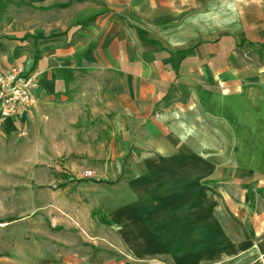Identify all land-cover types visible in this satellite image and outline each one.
Listing matches in <instances>:
<instances>
[{
  "label": "crops",
  "instance_id": "obj_1",
  "mask_svg": "<svg viewBox=\"0 0 264 264\" xmlns=\"http://www.w3.org/2000/svg\"><path fill=\"white\" fill-rule=\"evenodd\" d=\"M6 1L42 14L0 30V73L39 86L0 134L57 148L64 108L105 121L90 203L42 206L66 234L35 264H264V0Z\"/></svg>",
  "mask_w": 264,
  "mask_h": 264
},
{
  "label": "rangeland",
  "instance_id": "obj_2",
  "mask_svg": "<svg viewBox=\"0 0 264 264\" xmlns=\"http://www.w3.org/2000/svg\"><path fill=\"white\" fill-rule=\"evenodd\" d=\"M0 4L3 16L0 30L22 31L41 21L37 17L41 16V11L32 7L5 0ZM12 37L32 36L15 34ZM57 115L62 120L59 127L63 139L57 148L52 147L49 132L45 145H36L29 135L23 139L19 132L14 138L0 134V264H35L34 254L38 248L58 233L66 234V229L50 225L51 214L57 212L42 209V206L51 208L52 203L70 197L80 198L84 206L90 203L86 189L79 185L81 181L75 176L93 170V177H84V180L97 178L95 156L99 139L106 136L105 121L87 116V122L81 124V128L67 130L71 122L69 116L72 120L76 118L74 110L64 108ZM61 185L69 186L70 191L60 190ZM60 214L67 217L65 213Z\"/></svg>",
  "mask_w": 264,
  "mask_h": 264
},
{
  "label": "built area",
  "instance_id": "obj_3",
  "mask_svg": "<svg viewBox=\"0 0 264 264\" xmlns=\"http://www.w3.org/2000/svg\"><path fill=\"white\" fill-rule=\"evenodd\" d=\"M39 86L38 75L22 64H14L0 73V126L9 119H22L30 113ZM22 129L19 136H28ZM93 170H85L83 177H93Z\"/></svg>",
  "mask_w": 264,
  "mask_h": 264
},
{
  "label": "trees",
  "instance_id": "obj_4",
  "mask_svg": "<svg viewBox=\"0 0 264 264\" xmlns=\"http://www.w3.org/2000/svg\"><path fill=\"white\" fill-rule=\"evenodd\" d=\"M1 1V0H0Z\"/></svg>",
  "mask_w": 264,
  "mask_h": 264
}]
</instances>
